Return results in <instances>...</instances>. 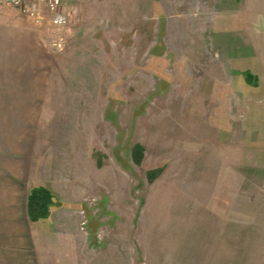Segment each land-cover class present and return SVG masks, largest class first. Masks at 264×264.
Wrapping results in <instances>:
<instances>
[{"label": "rangeland", "instance_id": "374dc122", "mask_svg": "<svg viewBox=\"0 0 264 264\" xmlns=\"http://www.w3.org/2000/svg\"><path fill=\"white\" fill-rule=\"evenodd\" d=\"M10 9L0 187L52 191L44 264H264V0Z\"/></svg>", "mask_w": 264, "mask_h": 264}, {"label": "crops", "instance_id": "0c3cea01", "mask_svg": "<svg viewBox=\"0 0 264 264\" xmlns=\"http://www.w3.org/2000/svg\"><path fill=\"white\" fill-rule=\"evenodd\" d=\"M12 15L17 19L18 11L0 6V47L9 41ZM7 79L1 77L0 83H9ZM30 191L31 188L22 193L17 187H11L10 182L0 187V264H44L41 229L52 222L54 211L46 220L31 222L27 211Z\"/></svg>", "mask_w": 264, "mask_h": 264}, {"label": "trees", "instance_id": "16d2710c", "mask_svg": "<svg viewBox=\"0 0 264 264\" xmlns=\"http://www.w3.org/2000/svg\"><path fill=\"white\" fill-rule=\"evenodd\" d=\"M143 149L140 145L136 146L133 151V157L136 164L141 163ZM159 170H151L147 173L149 182H153L160 174ZM55 198L52 191L46 187H34L28 195L27 211L31 222L46 220L50 217Z\"/></svg>", "mask_w": 264, "mask_h": 264}, {"label": "built area", "instance_id": "2783aa9c", "mask_svg": "<svg viewBox=\"0 0 264 264\" xmlns=\"http://www.w3.org/2000/svg\"><path fill=\"white\" fill-rule=\"evenodd\" d=\"M42 5L50 13L53 26L63 27L68 24L69 15L65 9V0H0V6L16 8L31 16L38 15Z\"/></svg>", "mask_w": 264, "mask_h": 264}]
</instances>
